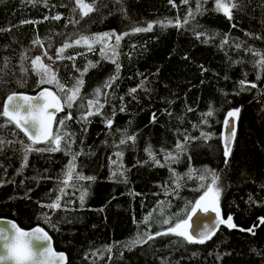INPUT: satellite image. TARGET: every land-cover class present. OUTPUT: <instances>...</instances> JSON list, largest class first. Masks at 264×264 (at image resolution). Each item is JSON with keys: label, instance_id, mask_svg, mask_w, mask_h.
I'll return each mask as SVG.
<instances>
[{"label": "trees", "instance_id": "trees-1", "mask_svg": "<svg viewBox=\"0 0 264 264\" xmlns=\"http://www.w3.org/2000/svg\"><path fill=\"white\" fill-rule=\"evenodd\" d=\"M89 2L96 11L82 17L74 0H0V103L11 92L35 93L43 87L56 91L54 85L38 86V77L31 71V59L45 50L55 59L57 48L81 35L130 33L117 49L121 68L112 88L103 85L115 73V65L101 57L100 44L93 51L86 46L66 49L64 56H75V61L52 64L44 58L68 87L89 61L96 64L84 76L82 94L91 96L98 87L107 93L101 95V102L106 101L103 115L90 117L86 132L75 118L66 121L65 129L76 141L71 147L72 153H78L76 171L94 176L95 181H69L76 187L66 189L60 209L41 207L60 195L62 173L71 160L68 148L62 141L59 152H31L20 172L24 145L17 141L31 142L22 133L14 134L18 133L14 125L0 127V139L5 141L0 146V217L13 219L22 228H44L54 248L66 253L68 264H264V225L256 227L255 235L239 231L259 224L258 218L264 217V72L257 65L264 55V0H231L238 5L232 9L231 20L215 10V0L203 2L201 12H196V0L187 4L173 0L175 7L169 0ZM56 15L62 18L53 19ZM177 19L182 27L156 25L151 32L132 33L133 27H145L147 22L175 23ZM37 39L43 48L33 43ZM107 43L114 45L115 38ZM241 80L255 82L257 87L246 84L242 90ZM141 82L143 87H138ZM134 87L137 92L130 94ZM234 108L241 109L240 119L233 155L225 165L221 131L227 111ZM210 110L213 115L204 117ZM67 112L58 113L57 119ZM107 117L113 118L112 128L106 126ZM201 132L212 133V138L204 140ZM126 135H135V143L119 145ZM185 136L190 139L179 153L180 163L158 167L149 160L146 147L151 146L163 163L160 150L177 154L176 145L185 143ZM118 151L123 152L122 162L129 169L127 183L111 177ZM170 167L181 175L190 167L219 173L225 185L221 214L224 218L232 215L238 228L221 226L204 244H189L168 235L129 250L124 245L130 238L167 228L159 221L182 212L202 194L195 190L198 180L184 179L178 194L165 195V186L168 192L175 187ZM81 187L89 192L83 207L77 190ZM158 201L166 202L165 216L157 209L153 221L141 223ZM45 214L56 229L45 222Z\"/></svg>", "mask_w": 264, "mask_h": 264}, {"label": "snow or ice", "instance_id": "snow-or-ice-1", "mask_svg": "<svg viewBox=\"0 0 264 264\" xmlns=\"http://www.w3.org/2000/svg\"><path fill=\"white\" fill-rule=\"evenodd\" d=\"M76 9L80 11L82 17L89 16L90 13L96 11L95 5L89 0H74ZM173 3V0H169ZM206 0H196V12H201L202 3ZM182 3L187 4L188 0H182ZM175 7V4L173 3ZM238 5L236 3L224 2V0H215V10L222 12L229 20L232 17V9L236 8ZM74 9V11L76 10ZM188 15L191 17L193 13L189 10ZM55 20H60L62 17L56 15L52 17ZM47 19V17H45ZM188 22L187 18L183 21L184 24ZM22 23H37L36 21H23ZM159 25L161 27L175 26L182 27V23L179 19L173 23V21H153L147 22L145 27H133L132 33L141 32H151L154 26ZM235 27V25H233ZM129 32H124L122 34H116L113 32H105L101 34H95L93 36L81 35L78 39L73 42H65L59 48L55 50V59L53 56L48 54L45 50L41 55H36L35 58L31 59V71L38 77L37 85H54L56 91H53L49 87H44L37 95H27L18 94L17 92H11L6 94V97L0 103V127H5L8 125H14L15 129L18 130L19 134L22 133L26 137L27 141L31 143L25 144V141L20 140L18 143L24 145V165L21 167L20 172L23 171V167L27 166L28 154L31 152H59L62 150L63 144L68 148L71 155V160L68 163L66 170L62 173L65 177L62 180V185L59 187V193L56 199L50 204L41 205V207H46L52 210L60 209L61 198L68 193L66 189L68 187H76L75 183L69 184V181L75 179V181H95L94 176H84L83 174L76 171V159L78 153H72L71 147L75 143L73 134L65 130L67 128L66 121H71L74 118L77 122L82 124V130L87 131V124L90 123L89 118L93 116L103 115L102 110L105 107V103L101 102V95L105 97L107 93H102L101 88H96L91 96L83 95L82 89L84 87L85 81L84 76L89 71V68L96 67L92 61L88 62V66L80 72L79 78L75 80L71 87H68L65 83H62L58 78V70L52 67V64L56 60L70 59L75 61V56H64L66 49L73 46H86L88 51L94 50V45L100 44V55L104 59L110 60L111 63L115 65V73L108 78V80L103 85V88H112L114 83L119 79V73L121 65L117 62L119 53L117 49L119 48L120 42L124 36L129 35ZM200 34H197L199 38ZM115 38V44L110 45L107 41H111ZM227 43V40L224 41ZM33 43L40 45L43 48V44L39 39L35 40ZM239 47V45H238ZM111 51V55H108ZM249 51H252L249 49ZM51 61L52 64L44 62V58ZM187 58V57H186ZM22 59H28L24 56ZM99 63V62H97ZM257 65L264 72V55L261 56ZM75 66V65H74ZM24 72H28V69L22 68ZM77 71H80L77 69ZM257 80L261 77L258 75ZM241 89L243 90L246 84L250 85L251 88H256L257 84L255 82H248L246 80H241ZM138 87H143V82ZM137 92V88L130 89V94ZM123 99V97H121ZM68 109L67 115L61 119H57V114L64 112ZM120 111H125L124 107L120 108ZM188 111H193L189 108ZM240 108H234L227 111L226 116L223 120L225 133L222 136V147H223V163L225 165L229 164V160L233 155V146L236 142L237 134V122L240 119ZM171 115V113H169ZM213 111H208L203 114L204 117H211ZM115 116V112L112 113V117ZM106 118V126L112 128L113 118ZM156 114H152L151 122H155ZM202 123H207V119H203ZM55 125V129H54ZM212 133L201 132L200 137L204 140H209L212 138ZM185 143L178 142L176 145L177 154L167 152L161 149L163 153L161 162L160 158H157V154L153 151L151 146L146 147L145 151L148 154L149 160L155 166L166 167L170 163L178 164L180 163L179 153L185 151V144L190 139L185 136ZM195 139V138H191ZM128 141L135 143V135H126L124 138L119 140V145H125ZM7 143H13V141H8ZM82 143V141H81ZM5 141L0 139V146L4 145ZM37 144H45V148L34 147ZM115 159L112 160V164L115 165V169L111 172V177L122 183H127L126 173L129 169L125 168L122 158L123 152L118 151L114 153ZM191 157H189V160ZM146 163V162H145ZM169 171L174 178L175 187L172 192L167 191V186H165V195L178 194L180 189L181 181L184 179L188 180H198L199 186L196 191H201L202 194L199 195L194 201H189L182 212L173 213L170 216H165L164 206L165 201H158L157 208L152 209L146 216L141 220V223L149 224L153 221V213L157 212L159 209V215L165 216L164 219L160 220L161 226L168 225L167 228L162 231H146L142 235L137 233L136 236L130 238L128 242L125 243V247L131 250L133 247L141 244H146L148 241L155 240L156 237L160 236H176L182 238L189 244H204L206 241L210 240L221 225L225 226L227 229H237L238 225L233 222V216L228 215L225 219L221 214L220 200L222 193L224 191L225 185L221 183V176L215 170L204 168L202 170H197L195 168H189L187 172L183 175L177 173L174 168H169ZM19 174V173H18ZM34 180L37 177H33ZM79 191V203L83 207L85 200L89 194L88 188L81 187L77 189ZM29 192L31 189L28 190ZM132 195H139V193H131ZM27 196V193H26ZM103 211V209H100ZM209 213L212 212L215 216L211 221L203 222L202 229L200 227H194L193 217L197 213ZM44 220L46 223L50 224L53 229H56L57 225L53 224L51 217L47 214L44 215ZM259 224L253 225L247 229L240 227L239 231L248 232L255 235V229L259 225H264V217H259ZM0 224H5V227H0V264H68V256L64 252H56L51 243V236L42 227H35L32 230H24L19 227L15 222L11 220L0 219ZM107 251L111 252L112 246L106 248Z\"/></svg>", "mask_w": 264, "mask_h": 264}, {"label": "water", "instance_id": "water-1", "mask_svg": "<svg viewBox=\"0 0 264 264\" xmlns=\"http://www.w3.org/2000/svg\"><path fill=\"white\" fill-rule=\"evenodd\" d=\"M44 88V87H43ZM43 88H41V89H39L38 91H36L35 93H22V92H17L18 94H27V95H37ZM225 133V128H224V124L222 125V131H221V145H222V136H223V134ZM215 216V214L214 213H212V212H209V213H202V212H199L198 211V213H197V215L196 216H194L193 217V222H194V224H193V226L194 227H200L201 229H202V223L203 222H207V221H211V219L213 218ZM227 218V217H226ZM225 218V219H226ZM0 219H2V220H11V221H13V222H15L13 219H10V218H6V217H0ZM16 223V222H15ZM17 224V223H16ZM18 225V224H17ZM6 225L5 224H0V227H5ZM19 226V225H18ZM37 226H39V225H34V226H32V227H30V228H22V229H24V230H32L33 228H35V227H37ZM221 226H223V225H221ZM220 226V227H221ZM20 227V226H19ZM39 227H41V226H39ZM225 227V226H224ZM45 230V229H44ZM46 231V230H45ZM51 243H52V247H53V249L56 251V252H63L62 250H56L55 248H54V246H53V240H51ZM65 253V252H64ZM66 254V253H65Z\"/></svg>", "mask_w": 264, "mask_h": 264}]
</instances>
